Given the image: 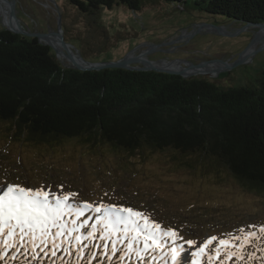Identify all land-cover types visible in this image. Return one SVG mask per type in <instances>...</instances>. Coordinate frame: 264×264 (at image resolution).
Wrapping results in <instances>:
<instances>
[{
	"label": "rangeland",
	"instance_id": "374dc122",
	"mask_svg": "<svg viewBox=\"0 0 264 264\" xmlns=\"http://www.w3.org/2000/svg\"><path fill=\"white\" fill-rule=\"evenodd\" d=\"M7 1L13 3L14 19L24 32L47 34L59 30L76 56L80 54L90 63L117 62L127 56L144 57L152 63L182 62L183 67L195 69L185 79H203L222 88L256 86L264 68V40L255 44L259 29L253 25L187 13L163 4H146L139 12L122 6L111 10L90 6L85 14L69 0ZM2 12L0 1V30H6ZM250 44L252 52L243 57ZM51 53L63 68L73 67L64 65L52 47ZM131 66L143 65L135 62ZM6 127L0 124V185L50 189L58 195L77 193L69 201L75 205L88 202L93 206L131 207L150 214L162 227L177 230L183 237L177 243L194 240L195 247L213 235H240L238 229L243 227L256 231L257 237L244 248V260L233 258L228 264H264V234L259 233L264 225V193L243 187L224 168L211 169L200 161L188 167L170 151L144 150L128 155L79 139L53 145L14 140L6 135ZM97 215L86 212L87 231H91ZM66 219L70 222L72 217ZM84 219L81 217L78 223ZM76 234L57 249L51 245L43 251L37 248L36 259H32L31 248H21L15 252V259H10L14 250H9L5 260L8 264H143L134 253L124 256L127 241L117 243L113 255L110 240H102L99 234L87 238L85 231L82 244L77 245ZM53 250L55 257L51 255ZM250 254L252 259H248ZM165 260L171 264L170 257ZM152 264L164 261L158 259Z\"/></svg>",
	"mask_w": 264,
	"mask_h": 264
},
{
	"label": "trees",
	"instance_id": "16d2710c",
	"mask_svg": "<svg viewBox=\"0 0 264 264\" xmlns=\"http://www.w3.org/2000/svg\"><path fill=\"white\" fill-rule=\"evenodd\" d=\"M69 2L85 14L90 6L139 12L163 4L264 23V0ZM0 124L12 139L36 144L79 139L128 155L170 151L183 165L224 168L243 187L264 193V68L256 86L232 88L153 71H78L63 68L35 38L0 30Z\"/></svg>",
	"mask_w": 264,
	"mask_h": 264
},
{
	"label": "snow or ice",
	"instance_id": "6c2138e0",
	"mask_svg": "<svg viewBox=\"0 0 264 264\" xmlns=\"http://www.w3.org/2000/svg\"><path fill=\"white\" fill-rule=\"evenodd\" d=\"M75 195L77 193L58 195L50 189L18 184L0 185V261L8 264L5 258L9 257V250H14L10 259H15V252L21 248L25 251L31 248L32 259H36L37 248L43 251L51 245L57 249L73 233H77L74 240L80 245L86 231L87 238L99 234L102 240H110L113 255L117 252V243L127 241L124 256L134 253L143 264H152L158 259L168 264L165 257H170L171 264H205V259L207 264H216L217 261L228 264L233 258L237 262L244 260V248L251 238L257 237L256 231H246L241 227L238 229L240 235L227 233L224 238L213 235L199 247H195L197 242L194 240L180 244L177 241L183 237L177 230L162 227L161 223L151 219L150 214L115 204L93 206L85 202L75 205L69 202ZM89 210L98 214L94 218L95 223L90 225L91 231H87L86 212ZM66 217H72L71 221ZM81 217L85 219L78 223ZM248 228L256 226L248 225ZM259 233L264 234V225L259 227ZM61 237L65 239L61 240ZM193 248L195 250L189 251ZM51 255L55 257L56 251L53 250ZM252 258L250 254L248 259Z\"/></svg>",
	"mask_w": 264,
	"mask_h": 264
},
{
	"label": "bare ground",
	"instance_id": "6f19581e",
	"mask_svg": "<svg viewBox=\"0 0 264 264\" xmlns=\"http://www.w3.org/2000/svg\"><path fill=\"white\" fill-rule=\"evenodd\" d=\"M3 3V15H2V23L4 27L9 28L14 31H23L20 26L17 24V22L14 19V16L12 17L10 15V11L13 8V3H10L6 0H0ZM259 29V32L257 34V39L255 41V44L260 43L261 40H264V25L257 27ZM24 32V31H23ZM40 40L42 42L47 43L49 46L53 48V50L56 52L57 58L64 63L66 66H80V67H87V64L83 63L75 54L74 50L67 46L64 47L57 35H47L45 37H41ZM179 40V39H178ZM253 44H250V47L243 53V57H247L252 52ZM128 60H135L137 63L144 64L145 66L154 67V68H162L166 70H172V71H178L181 72L185 77L190 76L194 72V67L185 68L181 65L182 62H157L152 63L147 61L144 57H138L134 58L133 56H127ZM202 68L209 69L210 67L204 66ZM199 72L202 71L201 69H198ZM209 71V70H207ZM211 71V70H210Z\"/></svg>",
	"mask_w": 264,
	"mask_h": 264
},
{
	"label": "water",
	"instance_id": "95a60500",
	"mask_svg": "<svg viewBox=\"0 0 264 264\" xmlns=\"http://www.w3.org/2000/svg\"><path fill=\"white\" fill-rule=\"evenodd\" d=\"M7 1V0H6ZM10 15L13 17L14 16V8L11 9L10 11ZM264 23L262 24H256V25H253L255 27H259V26H263ZM209 26V25H207ZM246 26H251V24H246ZM211 27H214V26H211ZM214 29L216 31H222L220 27H214ZM6 30H8L9 32L11 33H14V34H18V35H21L25 38H29V39H36L38 43L42 44V45H45L47 47H49L47 44L41 42L40 38L41 37H45L47 35H57L59 37V40L61 42V44L64 46V47H67V46H71L69 44H67L60 31L57 30L55 32H50V33H47V34H39V33H30V32H23V31H14V30H11L9 28H6ZM72 47V46H71ZM50 50H51V47H49ZM79 55V59L87 64V67H80V66H76V67H67V68H70V69H74V70H78V71H100V70H103V69H122V70H130V71H144V72H147V71H153V72H157V73H165V74H170V75H177V76H180L182 78H186L181 72H178V71H172V70H166V69H162V68H154V67H147L145 66L144 64H142L143 66L140 67V68H137V67H133L131 66L132 63H137V61L135 60H128L127 58H124L120 61H117V62H107V63H90V62H87L85 61L81 56L80 54ZM242 60H239L238 63H241ZM201 66V65H200ZM200 66H195V67H200Z\"/></svg>",
	"mask_w": 264,
	"mask_h": 264
}]
</instances>
